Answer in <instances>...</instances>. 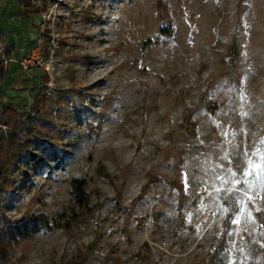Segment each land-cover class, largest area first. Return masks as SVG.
Segmentation results:
<instances>
[{"label":"rangeland","instance_id":"1","mask_svg":"<svg viewBox=\"0 0 264 264\" xmlns=\"http://www.w3.org/2000/svg\"><path fill=\"white\" fill-rule=\"evenodd\" d=\"M15 1L0 264H264V0Z\"/></svg>","mask_w":264,"mask_h":264},{"label":"trees","instance_id":"2","mask_svg":"<svg viewBox=\"0 0 264 264\" xmlns=\"http://www.w3.org/2000/svg\"><path fill=\"white\" fill-rule=\"evenodd\" d=\"M15 3L21 8V15L28 17L30 14L38 15L39 9L36 5L35 7H30L24 2V0H16ZM31 108L36 107V101L30 106ZM21 113L11 101L0 100V128H4L7 132H14L11 135V141H14L15 144H20L24 140V136L20 133L23 123L21 122ZM73 187L75 189V199L79 204L80 208L86 207V196H85V180L84 179H75L73 181ZM24 225L27 226V223ZM36 228V224L31 225ZM225 239L223 234L220 237V242ZM223 244H221L222 247Z\"/></svg>","mask_w":264,"mask_h":264},{"label":"built area","instance_id":"3","mask_svg":"<svg viewBox=\"0 0 264 264\" xmlns=\"http://www.w3.org/2000/svg\"><path fill=\"white\" fill-rule=\"evenodd\" d=\"M36 48L31 50V53L29 56L27 57H20L18 59L16 58H12V57H8V56H4L2 54H0V57L2 58V62L3 64L7 65L10 64L12 62H16L19 64V66L21 67V69L23 70H27L28 68H30L32 65H34V61H36ZM1 53V50H0Z\"/></svg>","mask_w":264,"mask_h":264},{"label":"snow or ice","instance_id":"4","mask_svg":"<svg viewBox=\"0 0 264 264\" xmlns=\"http://www.w3.org/2000/svg\"><path fill=\"white\" fill-rule=\"evenodd\" d=\"M233 222H237V221H233ZM228 251V249L226 248V252ZM224 264H236L235 261H230V259L225 256V259H224Z\"/></svg>","mask_w":264,"mask_h":264}]
</instances>
